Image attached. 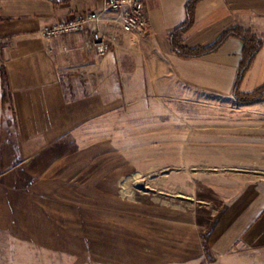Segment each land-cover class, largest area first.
Instances as JSON below:
<instances>
[{
  "label": "crops",
  "instance_id": "1",
  "mask_svg": "<svg viewBox=\"0 0 264 264\" xmlns=\"http://www.w3.org/2000/svg\"><path fill=\"white\" fill-rule=\"evenodd\" d=\"M186 1L146 0V34L123 31L113 22L114 15L107 13L101 27L114 47L107 56L99 57L85 47L84 36L46 39L42 29L80 11L98 9L101 0L60 4L0 0L4 18L0 21V170H6L3 166L8 157L15 155V140L30 150L32 141L57 139L75 125L93 124L96 118L109 116L112 75L119 70L128 76V86L165 93L162 97L167 107L170 93H182L186 97L183 106L188 107L189 94L212 93L220 99H193V103L215 108L217 140L200 154L216 157L223 164L222 175L202 180L205 188L214 189L219 204L213 213L203 207L208 213L199 221L198 233L189 227L183 234V248L175 247L180 242L173 234L168 236V251L189 252L191 244L198 245V259L173 256L169 264H264V98L239 101L233 95L243 48L239 38H229L218 51L200 58L186 59L171 51L168 34L185 19ZM236 24L263 33L264 0H202L185 42L190 47L210 45ZM131 60L133 68L124 69ZM3 67L13 97L7 109L3 104ZM79 70L86 73V85L75 79ZM263 85L264 47L241 89L252 92ZM202 120L207 122L206 110ZM9 124L12 128L4 130L3 125Z\"/></svg>",
  "mask_w": 264,
  "mask_h": 264
},
{
  "label": "rangeland",
  "instance_id": "2",
  "mask_svg": "<svg viewBox=\"0 0 264 264\" xmlns=\"http://www.w3.org/2000/svg\"><path fill=\"white\" fill-rule=\"evenodd\" d=\"M126 63L124 69L133 68L132 60ZM78 72L75 79L86 85L85 71ZM118 72L109 116L75 125L57 139L32 141L30 150L15 140V155L0 170V264L198 259V245L168 251L167 243L173 234L180 242L175 247L183 248V234L189 227L198 233L208 213L203 207L213 213L219 204L202 180L222 175L223 164L200 154L217 140L215 108L193 99L220 97L191 93L188 107L182 93H170L167 107L165 93L139 91Z\"/></svg>",
  "mask_w": 264,
  "mask_h": 264
},
{
  "label": "trees",
  "instance_id": "3",
  "mask_svg": "<svg viewBox=\"0 0 264 264\" xmlns=\"http://www.w3.org/2000/svg\"><path fill=\"white\" fill-rule=\"evenodd\" d=\"M55 4L65 3L70 0H51ZM202 0H187L185 3L186 17L168 34L171 51L176 55L191 59L207 56L218 51L229 38H239L243 43L241 59L239 63L238 77L235 83L234 97L239 101H254L264 98V85L255 91L244 92L241 89L242 82L251 68L257 54L264 47V32L258 34L251 28L234 25L226 29L216 41L207 46L190 47L185 42L186 34L194 27L197 20L198 6ZM4 18L0 14V21ZM3 104L12 105L13 97L6 69L2 68Z\"/></svg>",
  "mask_w": 264,
  "mask_h": 264
},
{
  "label": "built area",
  "instance_id": "4",
  "mask_svg": "<svg viewBox=\"0 0 264 264\" xmlns=\"http://www.w3.org/2000/svg\"><path fill=\"white\" fill-rule=\"evenodd\" d=\"M107 13L113 22L128 33L146 34L149 30V12L146 0H101L98 9L83 10L58 23L46 25L42 34L46 39L84 36L85 47L104 57L112 51V38L106 34L102 21Z\"/></svg>",
  "mask_w": 264,
  "mask_h": 264
}]
</instances>
